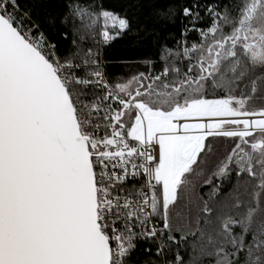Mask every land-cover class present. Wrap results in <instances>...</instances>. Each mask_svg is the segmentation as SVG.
Here are the masks:
<instances>
[{
	"label": "snow or ice",
	"instance_id": "snow-or-ice-1",
	"mask_svg": "<svg viewBox=\"0 0 264 264\" xmlns=\"http://www.w3.org/2000/svg\"><path fill=\"white\" fill-rule=\"evenodd\" d=\"M154 22L0 0V264H264V0Z\"/></svg>",
	"mask_w": 264,
	"mask_h": 264
},
{
	"label": "trees",
	"instance_id": "trees-1",
	"mask_svg": "<svg viewBox=\"0 0 264 264\" xmlns=\"http://www.w3.org/2000/svg\"><path fill=\"white\" fill-rule=\"evenodd\" d=\"M21 2L28 5L36 3L42 16L55 14L61 9V0H21ZM176 2L177 0H111L112 6L118 13L122 15L127 13L129 19L133 20L134 26H140L143 29L140 38L125 36L112 45L109 50L113 60V64L110 65L111 71H123L119 60L131 54L154 53L155 49L152 48L150 42L156 38L157 32L160 31L154 22V13L165 4ZM133 44L136 45L135 48L132 47Z\"/></svg>",
	"mask_w": 264,
	"mask_h": 264
}]
</instances>
